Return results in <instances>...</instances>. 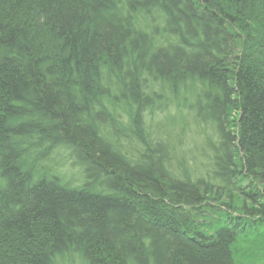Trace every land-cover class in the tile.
Segmentation results:
<instances>
[{
  "label": "trees",
  "instance_id": "1",
  "mask_svg": "<svg viewBox=\"0 0 264 264\" xmlns=\"http://www.w3.org/2000/svg\"><path fill=\"white\" fill-rule=\"evenodd\" d=\"M0 264H264V0H0Z\"/></svg>",
  "mask_w": 264,
  "mask_h": 264
},
{
  "label": "rangeland",
  "instance_id": "2",
  "mask_svg": "<svg viewBox=\"0 0 264 264\" xmlns=\"http://www.w3.org/2000/svg\"><path fill=\"white\" fill-rule=\"evenodd\" d=\"M145 118L149 132L152 136H156L159 133H162L165 136L167 134L172 135L181 130V132L184 133V142L186 140L188 143L192 138L199 139L201 136L200 134H202L201 131L200 133L195 132L193 121L192 119H188L186 111L184 109L177 110L172 104L168 106L164 113H160L159 110H155L153 114H150L146 111ZM62 155L60 156L59 163L56 168H59L60 173H62L65 179L71 180L74 184H79L83 179L79 169L71 165L68 160L65 159L66 155Z\"/></svg>",
  "mask_w": 264,
  "mask_h": 264
}]
</instances>
